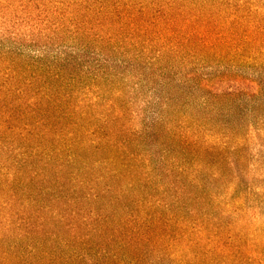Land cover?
<instances>
[{
  "label": "rangeland",
  "instance_id": "374dc122",
  "mask_svg": "<svg viewBox=\"0 0 264 264\" xmlns=\"http://www.w3.org/2000/svg\"><path fill=\"white\" fill-rule=\"evenodd\" d=\"M26 1L27 10L21 12L18 0H0V264H48L49 256L70 258L81 253L82 239L91 254L97 249L107 251L111 249L105 242L108 234L103 238L88 235L90 228L98 226L95 218L123 223L143 210H157L166 216L172 212L188 219L193 212L200 221L243 234L248 247L264 252V86L250 100H219L192 90L199 79L221 71L264 85V59L236 63L227 59L194 66L160 60L150 66L147 63L158 47L137 62L132 56H109L114 71L125 77L123 91L114 99L115 105L123 107V114L117 123L111 121L113 116L101 121L97 115L104 113L103 107H92L95 115L90 117L89 131L98 129L99 133L83 136L82 142L98 139L107 128L113 132V143L120 146L124 141V146L111 150L102 145L95 150L83 145V149L73 148V165L60 169L54 163L43 166L39 160L49 155L47 151L54 149L56 142L51 135L40 143L20 135L22 124L15 119L16 96L12 92L21 85L15 78L4 77L5 64L25 71L27 80L32 74L30 64L39 59L49 63L70 50L77 53L84 42H69L59 34L44 32L43 21L51 5L46 0L43 6L40 0ZM35 24L39 32L33 31ZM92 48H86L85 63L92 60ZM67 73L81 75V70L70 68ZM4 109L12 118L4 115ZM183 117L196 123L199 143L207 146V151L188 156L170 139L169 133L178 131ZM22 158L26 163L21 165L18 161ZM119 159L127 161V169L121 168ZM108 160L112 162L102 163ZM170 166L194 168L191 175L184 173L170 186L175 180L167 173ZM113 170L123 177H111ZM75 175H80L82 183L72 180ZM174 188L185 189L184 194L175 195ZM157 201L163 207L152 205ZM146 248L140 250L141 264H182L180 255L168 253L164 245L154 252ZM190 251L194 255L197 249ZM187 263L213 264L200 257Z\"/></svg>",
  "mask_w": 264,
  "mask_h": 264
},
{
  "label": "trees",
  "instance_id": "16d2710c",
  "mask_svg": "<svg viewBox=\"0 0 264 264\" xmlns=\"http://www.w3.org/2000/svg\"><path fill=\"white\" fill-rule=\"evenodd\" d=\"M40 1L36 3L45 5V0ZM25 2L18 0L21 12L27 10ZM46 3L51 5L48 9H52L44 18V32L59 34L69 42L79 39L84 43L77 53L70 50L49 63L36 60L35 65H29L32 74L27 80L24 79L25 71H16V67L11 69L6 64L7 75L4 76L6 79L15 78V82L21 85L12 92V96H16L17 115L14 116L22 124L20 135H28L38 143L51 135L56 142L54 149L47 151L49 155L44 154L39 160L43 166L54 163L60 169L73 165V148L83 149V145L95 150H100L102 145L111 150L124 146V141L120 146L113 143V132L107 128L100 132L98 139L82 142L83 136L90 138L99 133L98 129L89 131L92 128L90 117L95 115L92 107H103L104 113L97 115L101 121L113 116L111 121L117 123L123 114V107L115 105L114 99L123 91L125 77L114 71L109 56H132L137 62L158 47L147 63L150 66L160 60L165 64L194 66L197 63L217 64L227 59L235 63L264 59V0H46ZM40 30L35 24L33 31ZM89 46L93 47L89 53L92 60L85 63L82 58ZM70 68L80 69L81 75H69ZM263 86V82L244 75L221 71L199 79L192 90L219 100L241 97L250 100L258 96ZM2 112L12 118L5 109ZM196 126L194 121L183 117L176 127L178 131L169 133L170 139L176 141L188 156H196L202 149L207 151V146L199 143ZM39 149L37 147L36 151ZM111 162L102 163L108 165ZM119 162H122V169H127V161L119 159ZM18 163L26 161L22 158ZM170 167L167 173L175 177L170 186L177 184L184 173L191 175L194 168ZM85 168L87 163L83 164V170ZM110 174L114 177L121 173L113 170ZM79 176H72V180L80 179ZM172 190L175 195H183L185 189ZM158 204L161 202L152 203ZM166 206L164 208L168 210ZM191 214L192 219H188L172 212L166 216L157 210H143L129 216L123 223L95 218L98 226L90 228L88 235L94 233L103 238L105 233L108 234L105 242L111 245V249H97L96 254H91L87 242L82 239L80 254L64 259L49 256L48 264L55 261L59 264H141L140 250L143 247L154 252L162 245L174 256L185 253L178 258L182 264H189L188 261L199 257L213 264H264V252L248 247L243 234L235 235L228 227L200 221L195 213ZM191 248L197 249L194 255Z\"/></svg>",
  "mask_w": 264,
  "mask_h": 264
}]
</instances>
